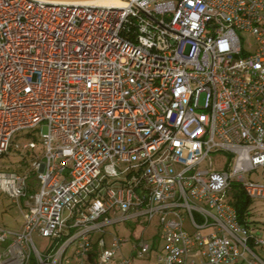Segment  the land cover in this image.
Listing matches in <instances>:
<instances>
[{"label": "built area", "instance_id": "2783aa9c", "mask_svg": "<svg viewBox=\"0 0 264 264\" xmlns=\"http://www.w3.org/2000/svg\"><path fill=\"white\" fill-rule=\"evenodd\" d=\"M25 129L39 139L13 141ZM11 148L25 172L2 163ZM262 168L264 0H0V192L26 210L0 227V264H131L154 243L119 257L128 238L106 247V227L155 217L153 264H264L224 197L263 199L244 182Z\"/></svg>", "mask_w": 264, "mask_h": 264}, {"label": "rangeland", "instance_id": "374dc122", "mask_svg": "<svg viewBox=\"0 0 264 264\" xmlns=\"http://www.w3.org/2000/svg\"><path fill=\"white\" fill-rule=\"evenodd\" d=\"M42 131H46L45 125L42 126ZM39 132L35 131L32 132L29 129H25L22 132H16L13 134V141L18 142L19 144L28 142L29 140H38L39 139ZM37 151H39V144L37 146ZM213 160V170L220 171L224 168L226 164H229V157L222 153H211ZM31 159V154L26 151L25 153H21L14 148H11L10 151L6 156L2 158V163L7 167L8 170H17L19 173H23L28 169L29 160ZM207 161L203 166H205ZM31 180L35 182V177L30 175ZM244 182H256L260 184H264V170L258 169L256 172L252 171L246 175H244ZM230 192L224 195L225 199L230 200ZM246 223L248 224L251 233L253 236L258 237L264 241V198L263 199H250V203L248 208H246ZM26 213V210H21V208L6 197L5 194L0 192V227H5L7 230L15 232L20 231L23 226V214ZM71 212L68 210L64 211L61 216L63 218H67ZM141 222L139 223H132V222H116L109 227H106L107 233L104 234V240L106 247H109L110 241L112 240V236L118 235L122 238H128L126 244L121 248L120 253L117 254L119 257L127 258L129 253H131V244L134 243L136 240H140V238L146 239L147 242L153 244V242L159 244L163 247V242L158 239V225L159 220L157 217L153 219L150 223H146L145 218H141ZM188 222L184 223L185 228L188 231H191L190 227L188 226ZM211 229L203 230V234L209 233ZM101 235L98 233L93 236L94 241L98 239ZM33 240L35 246L40 251H43L52 243L49 237H39L36 233L33 234ZM254 251L258 253L259 256L264 258V250L258 246L253 248ZM155 252L150 253L152 255L150 260L145 259H132L131 264H153L155 261ZM74 264V260L71 259V263Z\"/></svg>", "mask_w": 264, "mask_h": 264}, {"label": "trees", "instance_id": "16d2710c", "mask_svg": "<svg viewBox=\"0 0 264 264\" xmlns=\"http://www.w3.org/2000/svg\"><path fill=\"white\" fill-rule=\"evenodd\" d=\"M230 202L235 207V210L238 211L239 217L242 221L246 218V208H248L250 203V198L244 195V192L242 191L239 184H233L232 190L230 194ZM94 250L96 249V244L93 245ZM154 250V249H153ZM95 253H93L92 256H94ZM92 260V259H91ZM93 261V260H92Z\"/></svg>", "mask_w": 264, "mask_h": 264}, {"label": "bare ground", "instance_id": "6f19581e", "mask_svg": "<svg viewBox=\"0 0 264 264\" xmlns=\"http://www.w3.org/2000/svg\"><path fill=\"white\" fill-rule=\"evenodd\" d=\"M55 2L68 1V0H52ZM69 3H81L82 5L93 4L96 6L110 5L113 7L121 6L125 3V0H73L68 1Z\"/></svg>", "mask_w": 264, "mask_h": 264}, {"label": "crops", "instance_id": "0c3cea01", "mask_svg": "<svg viewBox=\"0 0 264 264\" xmlns=\"http://www.w3.org/2000/svg\"><path fill=\"white\" fill-rule=\"evenodd\" d=\"M153 243H154V250H153V252H154V251H156V252L160 251V249H161L162 247H161L159 244L155 243V242H153ZM156 252H155V253H156ZM149 255H150L149 257H148V256L146 257L147 260H150L151 257H152L151 254H149Z\"/></svg>", "mask_w": 264, "mask_h": 264}, {"label": "water", "instance_id": "95a60500", "mask_svg": "<svg viewBox=\"0 0 264 264\" xmlns=\"http://www.w3.org/2000/svg\"><path fill=\"white\" fill-rule=\"evenodd\" d=\"M68 1H73V0H68Z\"/></svg>", "mask_w": 264, "mask_h": 264}]
</instances>
